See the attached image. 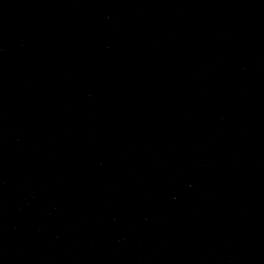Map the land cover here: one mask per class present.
<instances>
[{
    "label": "water",
    "instance_id": "water-1",
    "mask_svg": "<svg viewBox=\"0 0 264 264\" xmlns=\"http://www.w3.org/2000/svg\"><path fill=\"white\" fill-rule=\"evenodd\" d=\"M0 264H264V0H0Z\"/></svg>",
    "mask_w": 264,
    "mask_h": 264
}]
</instances>
